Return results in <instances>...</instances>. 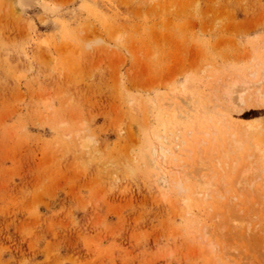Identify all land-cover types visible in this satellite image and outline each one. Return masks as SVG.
I'll return each instance as SVG.
<instances>
[{
  "label": "rangeland",
  "instance_id": "rangeland-1",
  "mask_svg": "<svg viewBox=\"0 0 264 264\" xmlns=\"http://www.w3.org/2000/svg\"><path fill=\"white\" fill-rule=\"evenodd\" d=\"M263 50L264 0H0V264H245L205 247L214 220L157 185L172 163L148 152L214 123L176 106L216 76H258ZM228 114L264 151V108Z\"/></svg>",
  "mask_w": 264,
  "mask_h": 264
},
{
  "label": "bare ground",
  "instance_id": "bare-ground-1",
  "mask_svg": "<svg viewBox=\"0 0 264 264\" xmlns=\"http://www.w3.org/2000/svg\"><path fill=\"white\" fill-rule=\"evenodd\" d=\"M109 34L112 41L118 43V32L110 31ZM93 42L105 43L99 36ZM109 42L111 44V41ZM118 44L121 45L122 42ZM250 58L249 60L254 59ZM259 70L258 76L255 72L250 75L229 73L216 76L209 80L207 92L199 93L200 98L198 92L194 94L195 98L192 93L182 96V102L188 109L177 105L176 118L194 123L198 117L200 120L203 114L205 119L210 121L212 113L217 119L214 123L207 122L203 128L196 129V134L191 129L183 133L182 128L174 131L171 127L173 130L168 129L167 134H159L162 141L151 142L148 152L151 165L157 164L158 156L172 163L166 162L170 168H168L169 172L161 168L162 170L160 169L156 174L154 180L157 185L159 183L160 186L173 190L183 201L197 202L208 210L209 219L214 220V229L217 228L218 234L216 230L212 231L216 232L219 238L216 241L209 240L205 243V247L207 246L209 251L222 253L223 257L226 256L228 259L237 257L242 263L247 261L246 263L250 264H264V151L256 141L252 140L256 131L254 124L244 120L245 124L235 125L228 112L230 110L238 112L247 106L264 108V61L260 63ZM204 89L206 90V87ZM191 104L195 105L194 114L189 111ZM145 108L148 110L149 107L146 105ZM198 110H201L200 113ZM221 127L225 133L224 137L220 131ZM76 134L78 135V132ZM191 134L197 137L198 134L202 135L194 145V149L186 147L187 138L192 136ZM77 140L78 146L84 149L94 144L89 136ZM203 226L202 223L200 231L202 238L204 236L205 239L209 233ZM240 242L245 244L241 246ZM255 248L259 249L257 251L260 260L256 259L257 254L254 256Z\"/></svg>",
  "mask_w": 264,
  "mask_h": 264
}]
</instances>
